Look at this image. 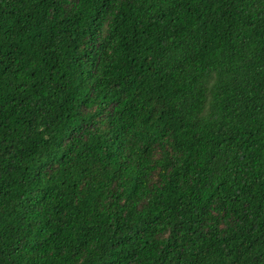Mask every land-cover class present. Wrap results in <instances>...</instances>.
Instances as JSON below:
<instances>
[{
    "label": "trees",
    "instance_id": "obj_1",
    "mask_svg": "<svg viewBox=\"0 0 264 264\" xmlns=\"http://www.w3.org/2000/svg\"><path fill=\"white\" fill-rule=\"evenodd\" d=\"M0 264H264V0H0Z\"/></svg>",
    "mask_w": 264,
    "mask_h": 264
}]
</instances>
